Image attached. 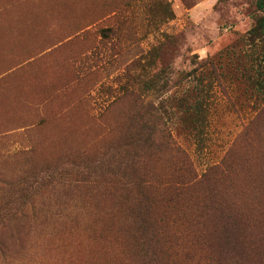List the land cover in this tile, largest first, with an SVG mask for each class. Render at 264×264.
Instances as JSON below:
<instances>
[{"label":"rangeland","instance_id":"obj_1","mask_svg":"<svg viewBox=\"0 0 264 264\" xmlns=\"http://www.w3.org/2000/svg\"><path fill=\"white\" fill-rule=\"evenodd\" d=\"M256 2L0 0V264H264V110L237 79ZM206 59L236 92L203 74L222 99L196 141L197 82H173ZM162 70L177 150L130 167L121 144Z\"/></svg>","mask_w":264,"mask_h":264},{"label":"trees","instance_id":"obj_2","mask_svg":"<svg viewBox=\"0 0 264 264\" xmlns=\"http://www.w3.org/2000/svg\"><path fill=\"white\" fill-rule=\"evenodd\" d=\"M256 5L258 10L264 12V0H257ZM243 41L247 47L241 51L244 59H239L240 65L237 69L240 71V74L237 79L241 80L245 86L242 93L245 98V108L249 107L251 109L250 112H262L264 110V14L257 17L253 27L243 36ZM237 50V47L230 46L226 48L225 55L228 56L229 60L237 59V57H240ZM206 61L211 63L207 71H205L206 69L203 64ZM210 61L206 59L187 72H177V80L175 79L173 82V85H180L186 81L197 82L195 95L192 97V102L187 103L184 117V121L191 124V128H193L191 134L195 137L196 141L204 139V134L207 133L206 128L210 126V117L213 114L211 111L215 105L221 104L218 101L221 96H218L213 102L205 96L204 88L201 87L204 80L203 74L208 71L211 73V75L208 73L210 77L209 82L212 84L210 88L214 85L222 89L224 93L222 98H225L227 102L234 98L232 93L236 92L233 89L234 81L231 84H227L232 80V74L219 71L217 66ZM168 76L169 73L162 70L161 73H153L150 76V84L145 82L147 89L160 91L161 94L159 96L160 99L152 98L144 106L140 107L135 117L136 130L127 133L121 144V148L132 150L127 155H123V157H130L124 159V161L131 163L130 167L135 166L140 161V157L144 156L141 154V150L149 153V151L158 147L159 141L171 142L172 146L177 150L174 136L168 126L173 112H167L165 102L161 99L168 91V85L171 81ZM145 155L147 156L148 154ZM238 261L243 262V260Z\"/></svg>","mask_w":264,"mask_h":264}]
</instances>
